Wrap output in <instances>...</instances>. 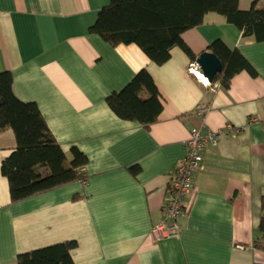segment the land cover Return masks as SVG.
Instances as JSON below:
<instances>
[{
	"label": "crops",
	"instance_id": "crops-1",
	"mask_svg": "<svg viewBox=\"0 0 264 264\" xmlns=\"http://www.w3.org/2000/svg\"><path fill=\"white\" fill-rule=\"evenodd\" d=\"M256 0H238L248 10ZM264 8V0H258ZM110 0H0V73L12 91L35 104L66 159L87 157L82 183L11 203L0 171V264L63 242H75L74 264H264L254 247L264 196V42L243 39L234 25L207 14L182 34L195 55L214 41L237 49L256 73L228 88L205 86L188 72L177 47L150 63L134 45L116 48L88 30ZM145 69L162 103L148 128L118 119L106 98ZM201 73L199 69L196 70ZM202 74V73H201ZM201 107L203 121L196 113ZM239 131L207 143L192 190L182 202L177 238L153 240L171 176L183 162L193 128ZM15 141L0 132V165ZM138 167L131 174L130 169Z\"/></svg>",
	"mask_w": 264,
	"mask_h": 264
},
{
	"label": "trees",
	"instance_id": "trees-1",
	"mask_svg": "<svg viewBox=\"0 0 264 264\" xmlns=\"http://www.w3.org/2000/svg\"><path fill=\"white\" fill-rule=\"evenodd\" d=\"M207 14L223 17L225 23L239 29L243 39L264 42V8L258 0L245 11L238 8V0H110L88 32L114 48L134 45L157 66L169 60L174 47L194 62L195 55L183 43L182 34L203 25ZM205 51L222 65V71L211 83L228 88L239 73L256 76L240 52L222 41H214ZM12 80L10 73H0V132L11 131L15 141L11 153L0 165L8 183L10 202L18 203L83 181L81 174L87 157L72 148L71 159H66L38 107L22 103L14 96ZM106 104L118 119L144 128L157 123L163 109L158 89L145 69L120 92L110 94ZM138 170L133 167L130 172L134 175ZM259 202L260 218L255 229L260 237L254 241V247L264 252V196ZM75 246V242L68 241L32 250L18 255L16 264H74L70 251Z\"/></svg>",
	"mask_w": 264,
	"mask_h": 264
},
{
	"label": "built area",
	"instance_id": "built-area-1",
	"mask_svg": "<svg viewBox=\"0 0 264 264\" xmlns=\"http://www.w3.org/2000/svg\"><path fill=\"white\" fill-rule=\"evenodd\" d=\"M197 69L199 68L196 63L192 62L188 67V72L199 79ZM203 84L210 86L209 83L203 82ZM196 113L199 119L203 121L201 107H197ZM238 131L239 128H234L231 125H226L223 129L215 132L199 128L190 130L189 138L186 141L184 160L172 174L166 190L162 206V220L150 230V236L153 240L179 236L180 228L176 221L184 209L182 202L185 195L192 190L194 176L203 161L202 153L206 144L215 145L220 137H226ZM81 182L85 184L84 180Z\"/></svg>",
	"mask_w": 264,
	"mask_h": 264
},
{
	"label": "water",
	"instance_id": "water-1",
	"mask_svg": "<svg viewBox=\"0 0 264 264\" xmlns=\"http://www.w3.org/2000/svg\"><path fill=\"white\" fill-rule=\"evenodd\" d=\"M195 63L208 82H211L213 77L222 71L220 61L213 54L206 51L195 59Z\"/></svg>",
	"mask_w": 264,
	"mask_h": 264
},
{
	"label": "bare ground",
	"instance_id": "bare-ground-1",
	"mask_svg": "<svg viewBox=\"0 0 264 264\" xmlns=\"http://www.w3.org/2000/svg\"><path fill=\"white\" fill-rule=\"evenodd\" d=\"M198 77L201 79L202 82L208 83V80L201 73H198Z\"/></svg>",
	"mask_w": 264,
	"mask_h": 264
},
{
	"label": "clouds",
	"instance_id": "clouds-1",
	"mask_svg": "<svg viewBox=\"0 0 264 264\" xmlns=\"http://www.w3.org/2000/svg\"><path fill=\"white\" fill-rule=\"evenodd\" d=\"M195 62V61H194ZM198 80H200L201 81V79L199 78ZM202 82V81H201ZM203 83V82H202ZM208 83H210V82H208Z\"/></svg>",
	"mask_w": 264,
	"mask_h": 264
}]
</instances>
